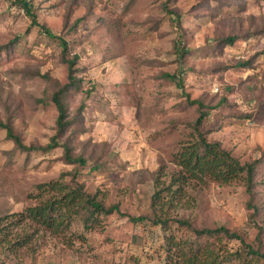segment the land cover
I'll return each instance as SVG.
<instances>
[{"label": "rangeland", "instance_id": "1", "mask_svg": "<svg viewBox=\"0 0 264 264\" xmlns=\"http://www.w3.org/2000/svg\"><path fill=\"white\" fill-rule=\"evenodd\" d=\"M15 1L0 0V46L6 45L0 54V120L10 119L25 145L49 142L57 117L49 95L54 81H67L62 49L55 39L62 38L68 43L67 57L76 55V67L83 68L77 73L83 80L80 90L71 91L66 99L69 113L85 90L91 91L82 113L85 132L75 133L69 141L72 155L87 162L74 170L61 160L59 147L25 156L13 150L0 128V211L16 214L34 205L35 187L65 173L64 181L69 183L73 174L83 192L105 205H117L120 213L99 217L94 228L83 231V238H74L70 246L34 224L0 222L9 232L7 237L0 232V260L4 264H161L164 235L181 230L172 223L165 230L129 218L152 217L149 194L155 175L158 188L162 187L163 176L174 169L173 154L194 138L190 125L197 117L184 95L201 98L211 108L225 99L219 109L209 110L199 127L208 141L218 143L240 163L258 158L264 150V0H170L167 4L165 0L127 4L27 0L39 25L55 38L30 26ZM176 17L186 47L194 52L180 74L182 88L163 78L177 72ZM228 36L238 40L222 50L217 42ZM66 138L67 134L59 142ZM94 163L105 167L93 170ZM183 191L184 198L173 205L166 199L158 203L167 217L186 218L199 228L223 225L252 244L259 227L264 245V188L253 190L259 206L254 221L246 209L249 197L236 183L222 185L206 178ZM75 230H81L80 223L71 225ZM17 238L26 239V246L10 250L8 241ZM238 245L226 242L222 249L230 251Z\"/></svg>", "mask_w": 264, "mask_h": 264}, {"label": "trees", "instance_id": "2", "mask_svg": "<svg viewBox=\"0 0 264 264\" xmlns=\"http://www.w3.org/2000/svg\"><path fill=\"white\" fill-rule=\"evenodd\" d=\"M123 1L127 4L130 0ZM169 2L170 0H165L166 4ZM166 4L163 5V8L166 7ZM14 5L24 11L29 17L30 26H36L42 30L44 35L50 38L53 37L44 25H39L36 14L32 11L30 1L16 0ZM70 11L72 9L68 10L65 22H68ZM175 20V28L179 32L177 38L173 41V53L177 55L175 60L176 64H178L177 72L171 75L164 74L163 78L172 82L177 88H182L180 74L186 71L185 60L194 52L185 45L184 31L179 18L176 17ZM75 26L76 24L74 23L70 26V29L75 28ZM156 27L157 24L155 23L152 29L154 30ZM55 39L60 42L62 49L61 62L65 64L67 72V81L64 84L54 81L53 91L49 95V100L54 104L57 111L54 125L55 134L46 145L33 146L25 145L22 142L20 135L15 132L10 119L5 122L0 120V128L5 130V136L14 145V151L18 150L28 156L31 152L47 153L59 147L62 149L61 160L66 165L73 166L75 170L85 166L87 161L81 155H72L69 141L70 137L74 136L75 133L85 132V129L81 127L82 113L86 108L91 91L85 90L84 97L74 112L69 113L66 99L71 91L77 92L80 90L83 80L77 77V73L83 72V68L76 67L78 60L76 55L67 57L68 43L59 37ZM237 40V37L228 36L219 40L217 44L223 50L226 46H233ZM17 41L16 39L15 42ZM5 48L6 45L0 46V54L6 50ZM247 64L241 63V66L245 67ZM184 97V102L192 107L193 110L195 109L197 117L195 122L190 125L194 138L173 154L172 164L174 169L163 176L162 187L158 188V176L155 175L154 184L149 194L151 195L150 210L152 217L139 216L130 217L129 219L135 223L147 221L151 226H160L165 230H168L169 224L172 223L175 224L176 229L181 230L179 234L174 235L169 231L170 235H164V258L161 264H264V245L261 239L262 229L259 227H257L255 243L252 244L245 242L242 235L236 231H230L223 225L195 227L186 218L167 217L160 208L162 207L159 205L160 202L163 204L166 199L169 204H175L177 200L184 198L183 190L185 187L189 185L195 186L196 181H202L207 178L222 185L236 183L242 186L249 197L246 202L249 218L254 221L259 213V206L256 203V198H254L255 193L253 190L255 187L264 188V150L258 158L250 162L240 163L229 152L221 148L218 143L208 141L203 132L199 130L206 115L210 112L209 110L219 109L225 103V99H221L218 105L211 108L204 105L201 98L191 100L188 95H184ZM38 102L42 103V100H38ZM66 134V140L60 143L59 138L65 137ZM104 167V163H94L91 169L102 170ZM65 175L67 174L64 173L56 180L37 185L35 187L36 192L32 195L36 203L25 207L20 213L11 214L9 211H0V222L7 221V224L10 223L12 225L17 221L34 224L44 232L63 238L65 244L70 246L74 238H83V231H91L98 222L99 217H106L114 212L120 213L117 205H105L96 199L95 195L83 192L81 185L74 182L73 174H71L72 180L69 183L64 181ZM13 216H15L13 219H9ZM75 222L80 223V231H71V225ZM4 230H6L5 227H0V232L5 233L7 237L9 232L7 231L8 233H6ZM231 241L238 242L237 249L223 250L222 245ZM10 242L8 241L10 250L15 247H24L27 244L26 239L22 238H17L12 243ZM0 264H4L3 261L0 260Z\"/></svg>", "mask_w": 264, "mask_h": 264}]
</instances>
